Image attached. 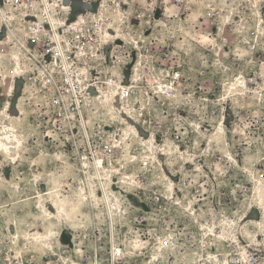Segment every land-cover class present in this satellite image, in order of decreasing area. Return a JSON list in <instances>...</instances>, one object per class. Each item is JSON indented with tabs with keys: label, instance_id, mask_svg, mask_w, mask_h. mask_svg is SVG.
<instances>
[{
	"label": "rangeland",
	"instance_id": "rangeland-1",
	"mask_svg": "<svg viewBox=\"0 0 264 264\" xmlns=\"http://www.w3.org/2000/svg\"><path fill=\"white\" fill-rule=\"evenodd\" d=\"M8 123L0 264H264V0H0Z\"/></svg>",
	"mask_w": 264,
	"mask_h": 264
},
{
	"label": "bare ground",
	"instance_id": "bare-ground-1",
	"mask_svg": "<svg viewBox=\"0 0 264 264\" xmlns=\"http://www.w3.org/2000/svg\"><path fill=\"white\" fill-rule=\"evenodd\" d=\"M55 5H56V7H59V4H58V1H54L53 2ZM65 8V7H64ZM83 11H85L86 10V8H83L82 9ZM57 21H59V20H57ZM112 31V30H111ZM111 31H108V32H105L106 34H110V33H112ZM112 35V34H111ZM130 108V105H128L127 107H126V110L127 109H129ZM13 124H9L8 123V125L6 126V132H2V131H0V149L2 150V151H4L10 158H14L15 156H16V153H18L19 151V149H17V148H19L16 144L18 143V144H21V143H19L20 142V140H19V138H18V135L16 134V133H12V131H14L13 129V126H12ZM20 146V145H19ZM16 149H17V151L18 152H16ZM19 155V154H18ZM17 155V156H18ZM95 178H97V180H100V181H102V177L101 176H99V175H97ZM90 188L92 189H90L91 190V193L93 194V195H95V196H97L96 195V190H95V186H96V181L94 182V181H92V183H90ZM51 205V204H50ZM52 206V205H51ZM52 208H53V206H52ZM50 210L47 208V210H46V212L47 213H50L51 214V212H49ZM210 230V229H209ZM210 235V234H209ZM212 235L213 236H218V233L217 232H215V230H213L212 229ZM55 237H54V233H53V231H48V232H44V233H41L40 234V236L38 237V240L40 241V242H42V243H44V244H51L52 242H53V239H54ZM125 252V251H124ZM126 255V254H125ZM215 257V256H214ZM127 264V263H126ZM223 264H230V263H223Z\"/></svg>",
	"mask_w": 264,
	"mask_h": 264
},
{
	"label": "built area",
	"instance_id": "built-area-1",
	"mask_svg": "<svg viewBox=\"0 0 264 264\" xmlns=\"http://www.w3.org/2000/svg\"><path fill=\"white\" fill-rule=\"evenodd\" d=\"M15 5H20L22 0H12ZM44 44L50 48L51 52L53 53L55 49H57V37L54 33H47L43 37ZM180 73H173V78H179Z\"/></svg>",
	"mask_w": 264,
	"mask_h": 264
},
{
	"label": "snow or ice",
	"instance_id": "snow-or-ice-1",
	"mask_svg": "<svg viewBox=\"0 0 264 264\" xmlns=\"http://www.w3.org/2000/svg\"><path fill=\"white\" fill-rule=\"evenodd\" d=\"M164 243L166 244V243H167V241H164Z\"/></svg>",
	"mask_w": 264,
	"mask_h": 264
}]
</instances>
